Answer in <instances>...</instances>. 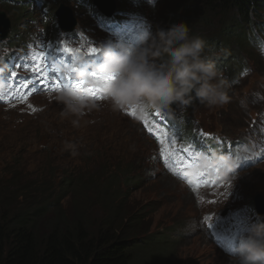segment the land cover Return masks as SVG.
Listing matches in <instances>:
<instances>
[{"label":"rangeland","instance_id":"rangeland-1","mask_svg":"<svg viewBox=\"0 0 264 264\" xmlns=\"http://www.w3.org/2000/svg\"><path fill=\"white\" fill-rule=\"evenodd\" d=\"M72 2L75 3V0ZM129 2L133 8L139 9L141 6L139 1L138 3ZM85 7L87 9L90 7L89 1H86ZM148 7L152 9L154 6L148 5ZM73 9L76 16L88 27L90 35L95 38L102 37V30H96L90 23L89 17L94 18L84 10L82 2L78 1L73 4ZM153 13L158 16L157 8ZM254 14L255 10L252 11L253 16ZM101 21L103 24L106 23L103 18ZM148 26L150 27V25ZM130 27L125 24L114 26L112 39L121 43L132 42L135 39V34ZM147 35L150 41L154 35L153 28L147 31ZM145 49L151 50L146 45H140L130 54L121 53V57L128 56L130 59H136L138 54ZM184 49L189 51L190 48L185 45ZM118 51L119 53L123 52L122 50ZM159 57L163 58L162 56ZM159 57L153 52L151 58L142 60L145 62L142 65L143 70L148 75L154 71L158 74V69L162 72L167 67ZM105 59L106 57L102 60ZM261 60L263 69L264 59ZM260 71H256L252 76H247L251 70L247 72V78L253 82L244 98L238 101V112L235 117L220 118L213 116L205 119L201 117L194 119L196 123L201 125L200 135L202 138L210 135L207 132H213L212 134L221 137V144L209 148L216 154L228 151L227 155L223 158H209L199 154L198 158L197 154L193 153L191 160L185 157L189 145L180 147L177 144L168 143L163 132L158 129L151 130L152 132L145 130L142 132L141 124L120 113L110 102L100 103V105L92 107H77L78 104L87 105L88 102L82 97L83 93L67 92L63 88V77L61 76L51 92L54 94V98L50 97V99H43L40 102L43 105L49 104L45 113L30 117L14 110L16 112L15 117L13 113H7L5 116L0 115V120L20 123L17 126H12L15 133H8L0 137V148L4 147L0 150V213L5 203L9 202L10 196L14 199V201L11 200L12 205L17 203L16 207L12 206V210L20 208L24 210L23 205L27 207L29 203V191L26 188L28 183L32 181L45 182L46 184L50 182L53 195H61L65 173H69L65 172L69 171L65 162L69 160L72 164L83 166L74 170L73 175L76 177L77 172H80L79 170L89 174L94 173L104 161L114 163L128 157L135 159L150 147L147 153L137 158L138 164L134 166L135 172L137 173L138 170L140 175L143 174V177L141 183L137 182L139 186L135 187L136 190L132 191L125 202L126 207L132 205L129 214L133 211L137 217L135 219L142 228L146 226L145 229L143 228L145 233L138 236L136 244L138 242L148 243L140 245L141 248L138 249L137 256L147 257L159 254L160 251L163 260H154V264H232L231 260L225 257L223 252L210 241L205 234L207 233L206 230L204 233L202 228H199V218L205 211L196 206L194 202L185 199L186 196L180 192L195 191L205 173L217 169L219 176L217 184L227 186L230 200L233 198L234 201L238 202L241 200V193L248 192L252 194L255 201L260 200L261 204L264 205V131L252 130L249 125L251 119L248 122L246 119L251 108L259 112L257 118H262L264 72ZM97 73H95L93 84L104 88L109 82L97 77ZM125 73V68L121 66L116 68V77L119 78L114 86L117 95L122 98L128 96L124 78L120 76ZM133 78L134 73H131L130 79L133 80ZM253 99H257L255 106L248 107V102ZM94 103L98 104L97 99L94 100ZM183 105H186V101L179 97L175 108L170 113H175ZM144 113L145 109L141 111V114ZM44 115L46 116L44 117ZM30 119L37 120L30 121ZM4 125L7 127L6 130L11 128L6 124ZM258 125L260 126V124ZM23 129H27L29 132L25 134L26 130ZM126 132L129 134L126 135ZM132 133L137 137L135 144L137 143L141 147L138 150L131 148L130 134ZM167 137L173 141L177 140L176 133L171 131L167 133ZM19 138H26L28 143H21ZM233 138L239 139L240 144L233 145L230 142V139L233 140ZM145 143H147V147ZM43 144L45 146H42ZM108 145L112 146L108 154L101 153V148ZM153 145H155L154 148ZM247 145L248 149H246ZM126 148L128 150H124ZM235 149L236 156L233 155ZM19 151L18 155L14 154V152ZM119 151L123 154L120 159H111ZM254 151L257 155L255 166L247 170L241 169V161L244 158L252 159ZM162 157L179 170L174 180L168 179L169 176H165V174L161 176V169H157L161 164ZM60 167L65 171H62ZM48 170L49 174L47 173ZM156 174L158 175L155 177ZM184 181L188 182L187 190L183 184ZM77 184L78 188L85 186L82 179ZM102 184L106 185L107 182H99V185ZM59 186L60 190H58ZM66 188L68 193H65L66 195L61 199V211L63 213L69 214L73 205L77 209L80 207L87 209V206L90 205L91 209L87 211V214L91 216L95 224L108 214V211L103 210L102 204L95 200L92 188L86 187L85 195L89 199L87 202L83 201V195L79 189H76L77 187ZM224 188V186L220 187V189ZM116 190L117 188L112 192ZM31 195L36 196L35 193ZM230 200L227 204L230 203ZM114 206L111 205V209ZM88 219L90 218L88 217ZM137 222H134L135 225ZM150 222L151 225L147 228ZM169 245L171 246L169 247ZM159 246L162 248L160 249ZM240 253L241 258L246 262L254 260L257 252L248 246Z\"/></svg>","mask_w":264,"mask_h":264},{"label":"trees","instance_id":"trees-1","mask_svg":"<svg viewBox=\"0 0 264 264\" xmlns=\"http://www.w3.org/2000/svg\"><path fill=\"white\" fill-rule=\"evenodd\" d=\"M262 7L264 0H181L169 14V23L182 24V34L204 27L200 32L207 39L206 46L224 48L238 60L240 52L248 47L245 28L250 15L255 10L254 15L258 16L257 10ZM194 60L199 63L196 58ZM180 73L184 78L189 76L186 70ZM4 135L0 131V137ZM111 148V145L103 146L100 152L106 155ZM122 155L119 151L111 159L119 160ZM65 164L69 171L60 168L69 173H65L62 189L58 188L63 192L61 195H53L50 182L32 181L26 188L29 203L27 207L23 205L24 210H12L17 203L12 205L14 199L11 196L3 206L0 213V264H154V260H163L160 251L147 257L137 256L140 245L148 242L136 244L146 226L142 228L133 211L129 214L132 205L125 206L129 195L136 190L132 187L129 164H123L122 160L104 161L94 173L79 170L76 177L74 170L83 166L72 164L70 160ZM81 179L85 186L78 188ZM99 182L107 184L99 185ZM66 187H77L86 202L89 200L85 195L86 187L92 188L95 200L108 214L95 224L87 214L90 205L87 209H77L73 205L69 214L63 213L61 199L68 193ZM32 193L36 196L33 197ZM111 205L115 206L111 209ZM150 225L151 222L147 228Z\"/></svg>","mask_w":264,"mask_h":264},{"label":"clouds","instance_id":"clouds-1","mask_svg":"<svg viewBox=\"0 0 264 264\" xmlns=\"http://www.w3.org/2000/svg\"><path fill=\"white\" fill-rule=\"evenodd\" d=\"M184 50V46L182 47ZM247 89L246 84L241 86L238 94L236 96H239L240 93ZM255 104L252 106L254 107ZM253 113L256 112V109H253ZM262 112H264V109H262ZM264 125V121H263ZM234 156H236V149L233 153ZM256 155V151L253 152V158ZM252 159L244 158L241 161V169L247 170L250 167H253L252 164L255 162ZM249 164V167H246V165ZM192 202H194L192 196L187 193L186 198ZM234 201V200H233ZM235 208V207H241V208H247L250 212L249 218H250V224L247 226H243L241 224L240 219H230L231 222V229L227 232V235H229L230 239L234 241V246H228L223 244L219 241H213L210 239L211 242L215 245V247L223 252L225 257L229 258L231 260L232 264H264V205L261 204L260 200H254L252 197V194L248 192H242L241 193V200L240 201H234L231 205L223 204L219 202L212 203L208 205V207L204 206L201 207L203 211L210 212L213 214H224L225 209L227 208ZM237 228V230H236ZM171 245H169L170 247ZM250 247V249L256 250V257L252 261H246L244 262L241 258V251L245 247ZM223 255V256H224Z\"/></svg>","mask_w":264,"mask_h":264},{"label":"bare ground","instance_id":"bare-ground-1","mask_svg":"<svg viewBox=\"0 0 264 264\" xmlns=\"http://www.w3.org/2000/svg\"><path fill=\"white\" fill-rule=\"evenodd\" d=\"M236 16H237V15H236ZM122 23H129V22H122ZM186 62H187V64H188L191 68H193V69L198 68L199 63L195 62L194 57H192V56H190V55H187V57H186ZM190 75H191V74L189 73V76H190ZM181 76L183 77V75H182L181 73H177L175 79H176L177 81H179V79H180ZM198 79H199L200 82H209V72L204 71L203 69L199 68ZM9 113H13V114L15 115V112H14V111H11V112H9ZM5 123H6L7 125L11 126V122H9V121H5ZM24 130H25V129H24ZM26 131H28V130H26ZM1 133H4V134L6 135L7 133H14V130L11 129L10 131H7V132H2V131H1ZM168 179H171V178L168 177ZM180 194H182V193L180 192ZM116 195H117V194H116Z\"/></svg>","mask_w":264,"mask_h":264},{"label":"water","instance_id":"water-1","mask_svg":"<svg viewBox=\"0 0 264 264\" xmlns=\"http://www.w3.org/2000/svg\"><path fill=\"white\" fill-rule=\"evenodd\" d=\"M95 4L99 7V9L105 13V14H110L111 13V9L109 7H107L108 5H110V2L108 0H95L94 1ZM2 32L0 33V38H4L5 37V30H6V24L4 22H2ZM73 27V22H71V26L70 28Z\"/></svg>","mask_w":264,"mask_h":264}]
</instances>
